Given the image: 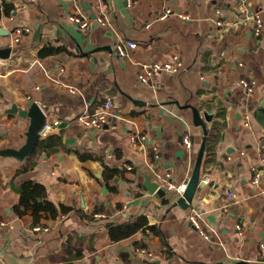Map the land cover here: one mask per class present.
Here are the masks:
<instances>
[{
  "label": "crops",
  "instance_id": "obj_1",
  "mask_svg": "<svg viewBox=\"0 0 264 264\" xmlns=\"http://www.w3.org/2000/svg\"><path fill=\"white\" fill-rule=\"evenodd\" d=\"M243 5L261 15L260 35ZM72 16L90 22L82 27ZM0 27V49H14L0 57V149L26 140L29 119L3 112L13 103L37 102L45 122L59 121L23 161L0 154V264H264V128L252 115L264 99V0H0ZM17 28L30 30L14 42ZM121 40L138 44L128 57L114 52ZM45 47L58 51L41 56ZM174 54L180 70L139 81L140 63ZM242 78L253 81V92ZM108 97L116 116L86 128L78 117ZM192 107L214 117L203 186L185 208L176 193L166 192V203L145 181L188 183L204 139ZM187 133L191 148L182 141ZM132 134L147 141L133 144ZM87 153L92 158H81ZM106 166L118 170L109 180ZM27 181L70 211L44 213L35 231L32 211H15ZM194 209L208 238L190 222ZM141 217L156 231L112 239V225Z\"/></svg>",
  "mask_w": 264,
  "mask_h": 264
},
{
  "label": "built area",
  "instance_id": "obj_2",
  "mask_svg": "<svg viewBox=\"0 0 264 264\" xmlns=\"http://www.w3.org/2000/svg\"><path fill=\"white\" fill-rule=\"evenodd\" d=\"M130 4L132 3V0H128ZM240 12L243 13L246 18L254 20V26L253 31L258 36L263 31V20L261 15L258 12H249V9L247 5H243L240 8ZM168 13H170V9H168L167 13L163 16H166ZM75 22L80 24L82 27H85L89 24L90 19L87 16H72L71 17ZM102 18H99V21H102ZM218 24H221L222 21L218 20ZM29 28H17L14 31V42H18L20 40V37L23 35L24 32L29 31ZM138 44L137 42L133 40H121L119 41L114 49L115 54L118 57H128L130 54V51L137 48ZM183 67V62L181 60V57L178 54H174L171 60L166 61H153V62H142L139 65V71H138V78L139 81L143 84L148 83L149 79L154 77L156 74L161 72H177ZM240 82L242 85H244L248 92H253L254 90V83L251 80H248L246 78L240 79ZM116 115L114 113V102L111 97H108L103 105L98 111L95 113H83L78 117V120L82 122V124L88 128V129H101L106 123H108L112 118H114ZM248 124V123H246ZM58 126L59 121L55 122H45L42 124L38 131V135L40 138H44L48 135L49 131L53 128V126ZM131 140L133 144L136 145H144L147 141V137L145 135H131ZM183 144L187 148H191L193 145V142L191 140L190 135L187 133L182 138ZM160 160V155L157 148H154L153 150V162L157 163ZM157 178L165 179L163 176L162 171H156ZM260 178V173L258 171L255 172L253 177V182L258 183ZM160 187H162L166 192H174L178 196H183L187 184L186 183H175L173 181H168L165 179L163 183H160ZM229 196L231 198H236V193L234 191H229ZM200 213L197 210H192L190 215V222L196 227L205 237H209V235L203 230L202 225L199 220ZM35 231L42 230V225L38 224L34 227ZM45 231L47 228L44 229ZM263 246V244H262ZM143 252L145 249L142 250Z\"/></svg>",
  "mask_w": 264,
  "mask_h": 264
},
{
  "label": "water",
  "instance_id": "obj_3",
  "mask_svg": "<svg viewBox=\"0 0 264 264\" xmlns=\"http://www.w3.org/2000/svg\"><path fill=\"white\" fill-rule=\"evenodd\" d=\"M8 33V31H6ZM3 33L2 27H0V34ZM6 33V34H7ZM12 47H6L0 49V57L7 58L13 52ZM187 106V105H186ZM194 122L196 125H201L204 129V139L201 146V151L199 153V157L196 161L193 173L187 183L186 190L183 196H178L176 200V204L181 205L182 207H188L192 202L197 188L200 183V175H201V161L202 156L206 146V138L208 135V126L207 122L210 123L213 120L214 113H210L209 111H203L202 113L197 107H192ZM4 113H12L18 114L22 117L29 119V126L26 132V140L25 143L19 148H5L0 149V154L4 156L13 157L19 161H23L25 158L29 157L36 148V143L38 142V131L44 121L46 120V115L37 102H32L31 105L27 108H20L17 103H13L7 109H4ZM252 115L256 119V121L264 128V99L261 103L252 110ZM146 187L149 189L151 193L155 196H160L163 198V201L169 203V198L166 197V191L160 187L159 181H151V177L147 176L145 181ZM203 186V183L201 184ZM246 264V262H242Z\"/></svg>",
  "mask_w": 264,
  "mask_h": 264
},
{
  "label": "trees",
  "instance_id": "obj_4",
  "mask_svg": "<svg viewBox=\"0 0 264 264\" xmlns=\"http://www.w3.org/2000/svg\"><path fill=\"white\" fill-rule=\"evenodd\" d=\"M13 9H7V13ZM58 49L45 47L40 51V55L44 56L48 53L57 52ZM43 140H38L36 143V148L34 154L39 152L38 148H43ZM81 158L86 159L91 157V154H81ZM28 167H31L30 165ZM26 167V168H28ZM118 172L117 169L105 167L104 177L109 180L115 176ZM40 199V200H39ZM31 210L33 215V223H40L42 215L45 213L52 216L53 218L57 217L59 214L68 213L70 208L64 205H57L51 201L47 196L46 187L37 182L27 181L23 183L20 187V198L19 203L15 205V211L18 215L22 216L27 211ZM88 218H93L92 215H85ZM152 228L155 229V226L149 225L146 217H141L135 222H125L119 225H112L110 227L111 237L113 240L119 241L124 238H127L134 233L138 232L141 229ZM156 231V229H155ZM78 256H81V253H78Z\"/></svg>",
  "mask_w": 264,
  "mask_h": 264
}]
</instances>
